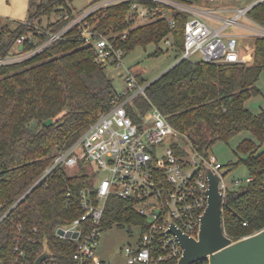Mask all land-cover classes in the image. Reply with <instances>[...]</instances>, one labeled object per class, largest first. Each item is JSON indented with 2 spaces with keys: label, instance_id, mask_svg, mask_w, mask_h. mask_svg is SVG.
<instances>
[{
  "label": "trees",
  "instance_id": "obj_1",
  "mask_svg": "<svg viewBox=\"0 0 264 264\" xmlns=\"http://www.w3.org/2000/svg\"><path fill=\"white\" fill-rule=\"evenodd\" d=\"M71 2L35 0L29 18L50 17L56 11L57 19H49L45 26L58 29L69 20L61 16L63 12L75 14ZM131 5L132 0L106 5L91 19L101 30L128 28L122 42L126 54L137 45L155 43L152 54L159 55L160 42L169 37L182 54L188 12L176 11L174 26L162 17L139 24L131 16ZM250 15L264 23V2L254 6ZM11 23L0 30V56L13 51L16 37L28 32L24 22ZM46 38L26 42L23 48ZM263 71L264 36H258L246 62L182 58L151 81L138 74L140 82L149 84L147 96L138 95L135 103L143 112L157 106L183 139L209 149L219 140L229 142L239 133H250L237 144V160L224 165L230 169L244 163L251 177L229 188L223 202L224 229L233 239L264 228V110L253 112L245 104L260 92L257 81ZM118 91L77 26L35 55L0 65V259L4 264H33L46 239L56 261H71L75 241L56 231L83 214L81 191L94 188V175L84 166L73 173L63 165L45 172L100 112L112 106ZM123 220L137 224L145 217L130 202L111 196L105 226ZM17 243L26 250L24 257L18 258L14 251ZM193 264H208V259Z\"/></svg>",
  "mask_w": 264,
  "mask_h": 264
},
{
  "label": "built area",
  "instance_id": "obj_2",
  "mask_svg": "<svg viewBox=\"0 0 264 264\" xmlns=\"http://www.w3.org/2000/svg\"><path fill=\"white\" fill-rule=\"evenodd\" d=\"M120 1L124 0H97L75 11L74 16L65 11L61 16L69 19L68 22L55 30L34 23V18H27L23 22L28 32L16 37L14 50L0 56V65L35 55L77 26L99 64L121 66L126 55L122 42L128 37L129 29L121 31L111 26L109 30H101L91 19L94 12ZM262 2L264 0H249L232 9H208L189 6L179 0H132L130 10L136 23L162 17L171 26L175 25L176 11L188 12L180 59H193L198 55L199 59L211 62H246L248 57L239 42L245 35L243 30L264 36V23L250 15V10ZM221 10L229 13L221 14ZM231 27L242 31H231ZM45 35L47 38L35 46L23 48L26 42L35 44ZM165 40L169 42L170 37ZM126 82L127 86L119 89L112 106L100 112L77 141L56 156L53 166L45 172L46 175L55 166L63 165L79 149L86 161L97 163L94 188L81 191L83 214L69 225L60 226L66 233L77 232V235H61L56 231L61 237L75 241L71 261L62 263L49 257L42 264H108L99 255L98 246L101 232L106 229L104 216L111 196L130 202L145 217V222H139L140 236L123 248L127 264H162L165 261L179 264L184 248L173 226L188 235H198L209 204L207 168L220 175V190L225 199L230 186L222 169L227 167L208 148L195 144L188 137L183 139L157 106L153 105L149 112L142 111L135 98L147 96L149 82H140L131 68L127 70ZM250 179V176L245 178L246 182ZM243 182L237 178L233 186ZM14 251L18 258L26 254L18 243Z\"/></svg>",
  "mask_w": 264,
  "mask_h": 264
},
{
  "label": "rangeland",
  "instance_id": "obj_3",
  "mask_svg": "<svg viewBox=\"0 0 264 264\" xmlns=\"http://www.w3.org/2000/svg\"><path fill=\"white\" fill-rule=\"evenodd\" d=\"M40 1V0H36ZM93 0H72L70 5L75 11L86 8L91 4ZM249 0H184L183 3L198 7V8H208V9H232L236 6L245 5ZM35 9V6L33 7ZM229 12H224L221 10V14H228ZM50 17L54 19L58 16L56 11H52ZM39 19L42 22H38ZM48 15H40V17H34V23L38 25H46ZM11 22L0 20V30L6 24ZM231 31L241 32L242 29L238 27H231ZM245 35L241 38L239 46L242 52L248 57V61L251 58V52L254 48L255 40L258 35L251 34L248 31H242ZM172 38L167 42L163 40L160 42V46L163 48V52L159 55H153L152 52L156 49L155 43H150L147 46L137 45L124 57V63L121 66L109 65L106 67L108 74L113 77L117 84L118 89L125 88L127 86L126 73L128 68H131L137 75H141L148 81H151L165 72L167 69L172 67L180 57L175 46L172 45ZM194 60L199 59L198 55L193 56ZM257 86L260 88V92L252 95L245 102L246 106L253 112H260L264 110V71L261 73L259 80L257 81ZM250 135L249 132H242L235 135L229 142L219 140L215 142L210 148V152L215 154L218 161L222 164H228L231 161H236L237 156L235 150L238 142L245 136ZM63 166L73 173L77 171L81 166H84L86 170L94 175L95 181V168H97V163L95 161H86L81 155V150L75 152L71 157L64 162ZM229 168V167H227ZM101 176V173H98ZM248 176V169L244 163L239 164L234 168H230L225 175V180L233 188L234 180L237 178L243 179V183L246 182L245 178ZM142 232L139 223H134L133 221H114L110 226H107L101 232L98 253L108 264H127L126 257L123 252V248L128 243H133L137 240Z\"/></svg>",
  "mask_w": 264,
  "mask_h": 264
},
{
  "label": "water",
  "instance_id": "obj_4",
  "mask_svg": "<svg viewBox=\"0 0 264 264\" xmlns=\"http://www.w3.org/2000/svg\"><path fill=\"white\" fill-rule=\"evenodd\" d=\"M228 171L229 168L222 169L223 174ZM207 172L210 178L209 204L198 235H188L173 226L184 248L179 264H193L204 259H208V264H264V228L238 239L229 236L224 229V196L219 185L220 175L210 168H207ZM57 232L73 237L77 235V232L66 233L62 227ZM53 256L46 239L43 252L33 264H42L45 259ZM0 264H4L1 259Z\"/></svg>",
  "mask_w": 264,
  "mask_h": 264
},
{
  "label": "crops",
  "instance_id": "obj_5",
  "mask_svg": "<svg viewBox=\"0 0 264 264\" xmlns=\"http://www.w3.org/2000/svg\"><path fill=\"white\" fill-rule=\"evenodd\" d=\"M34 1L35 0H0V20L23 22L29 18L34 7ZM57 17L54 19L49 17V19L55 20Z\"/></svg>",
  "mask_w": 264,
  "mask_h": 264
}]
</instances>
